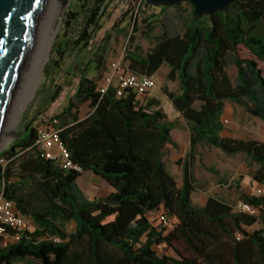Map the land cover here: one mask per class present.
<instances>
[{
  "label": "trees",
  "instance_id": "16d2710c",
  "mask_svg": "<svg viewBox=\"0 0 264 264\" xmlns=\"http://www.w3.org/2000/svg\"><path fill=\"white\" fill-rule=\"evenodd\" d=\"M110 1L80 0V9L69 10L72 52L92 46L104 28ZM183 4L162 6L147 16L138 14L154 5L147 0L139 4L125 66L129 73L154 77L168 65L169 79L180 81V95L163 90L190 126L192 149L179 162L182 185L165 161L178 120L170 119L158 96L132 89L119 95L115 84L102 92L89 76L94 63L89 61L80 71L74 100L60 119L52 118L63 122L53 124L80 170L44 155L33 121L26 123L30 133L24 147L13 146L6 164H0V194L35 225L19 232V240L0 245V264H264V194L242 196L259 209L257 215L237 211L214 195L202 206L193 200L198 189L193 158L203 143L251 157L257 165L254 180L264 187V142L223 135L229 101L264 122V71L259 64L264 61V0L239 1L203 18L196 17L194 6L188 10ZM139 32L154 40L152 47L138 44ZM242 45L254 57L240 56ZM98 64L100 60L94 68ZM233 66L238 69L235 82ZM62 92L56 90L52 101ZM77 102L90 103L92 110L84 119L74 112ZM88 170L114 191L87 195L79 179ZM161 209L177 219L167 234L149 217ZM72 223L75 228L69 231ZM155 245H167L176 254L161 255Z\"/></svg>",
  "mask_w": 264,
  "mask_h": 264
},
{
  "label": "rangeland",
  "instance_id": "374dc122",
  "mask_svg": "<svg viewBox=\"0 0 264 264\" xmlns=\"http://www.w3.org/2000/svg\"><path fill=\"white\" fill-rule=\"evenodd\" d=\"M68 1V0H66ZM65 1V2H66ZM143 0H111L109 3L108 14L103 20L104 28L96 36L92 46L84 52L74 53L73 35L70 27L66 24L69 10L71 8L80 9V0H69L63 11L62 21H57L58 30L51 34L54 38V43L50 56L44 63L38 80L34 89L28 95L25 101L15 103L13 108L17 109L18 119L12 124L11 133L7 140L0 147V164H6L9 151L13 146L23 148L22 141L26 139L30 133L26 129V123L33 121L34 126L38 129L52 126V118H58L64 109L74 100L75 94L78 90L80 82V71L85 67L89 61H99L100 68L96 70L93 66L89 70V76L97 79L99 88L105 85L106 78L112 72V64L121 61L124 66H127L126 53L131 45L129 33L132 31L135 24V16L138 11L137 8ZM184 7L191 10L192 4L184 2ZM161 6L144 7L145 13L139 12V16H147L149 14H157L161 11ZM125 28V31H120L115 26ZM138 44L145 49L152 47L154 40L146 38L142 32L137 33ZM239 54L243 58L254 57L249 49L245 46L239 47ZM260 67L264 71V61H259ZM170 68L164 65L157 74V86L148 94V96H158L162 99L164 108L171 120H178L179 126L184 127L190 131L189 123L182 116L174 114V104L164 92L165 84H168L170 89L176 93L182 91L180 81H172L168 74ZM238 69L236 66L231 67L230 74L233 80H236ZM119 78L115 75L114 84L117 85ZM62 88L63 92L57 101H52V96L56 90ZM22 94V93H21ZM20 95V93H19ZM18 95V98L20 96ZM226 104H233L237 108H242L246 116L238 115L235 119L241 126L239 135L256 137L264 139V132L260 118L248 114L243 107L236 103L227 102ZM18 105V106H17ZM74 112L78 114L80 119H84L91 112L89 102L79 103ZM16 107V108H15ZM17 111L15 113L17 114ZM68 119V118H67ZM71 119V118H69ZM63 122L60 120L58 125ZM177 145L169 144L166 149L165 161L169 170L182 185L183 167L178 163L179 158H185L187 155V147L181 145L182 141L174 139ZM198 157L193 161V168L196 178L198 180V189L193 195V200L196 205L202 206L207 201L210 195L218 198L227 197L231 199L230 204L236 206L242 201L240 194L242 192L253 194L258 188L259 184L254 180V175L257 170V165L253 160L245 155H230L222 149L214 147H200L198 149ZM241 182L242 189L236 187L237 183ZM223 183L225 185H223ZM79 184L85 193L93 196L98 193V196L104 194L108 196V191H114V188L102 177L97 176L94 171L88 170L83 173L79 179ZM262 187V186H261ZM100 193V195H99ZM164 209L149 214L150 219L154 224L167 234L171 231L177 223V219L169 216L168 223L161 220ZM27 222L32 225L31 229L35 227L34 223L26 218ZM257 224L250 228L251 231L259 228ZM75 223L68 224L69 231L74 230ZM13 242L11 238L4 237L0 241V245L6 246ZM176 246L181 250H186L182 242H177ZM155 249L161 254L175 255L176 252L167 245H155ZM23 264H36L33 261L25 262Z\"/></svg>",
  "mask_w": 264,
  "mask_h": 264
},
{
  "label": "water",
  "instance_id": "95a60500",
  "mask_svg": "<svg viewBox=\"0 0 264 264\" xmlns=\"http://www.w3.org/2000/svg\"><path fill=\"white\" fill-rule=\"evenodd\" d=\"M147 1L161 7L190 2L196 17L203 18L245 0ZM50 3L51 0H0V140L31 64Z\"/></svg>",
  "mask_w": 264,
  "mask_h": 264
},
{
  "label": "built area",
  "instance_id": "2783aa9c",
  "mask_svg": "<svg viewBox=\"0 0 264 264\" xmlns=\"http://www.w3.org/2000/svg\"><path fill=\"white\" fill-rule=\"evenodd\" d=\"M112 72L106 78L105 85L100 88L102 92H106L109 86L114 84L115 75L119 78L117 84L119 95H122L126 89H132L138 94H149L157 86L155 77L129 73L121 61L112 64ZM53 123H58V120H54L50 127L39 129L38 144L42 147L44 155L51 159L61 160L65 168L80 170V167L70 159V151L60 139L59 128ZM262 194H264L263 186L259 187L252 195L259 196ZM235 208L242 213L259 214L258 208L243 200ZM161 220L164 223L169 221L165 214H162ZM31 227L32 225L27 222L26 218L18 212L15 203L0 194V236L16 241L21 237L19 232L26 229L30 230ZM12 231H15V234H12Z\"/></svg>",
  "mask_w": 264,
  "mask_h": 264
},
{
  "label": "bare ground",
  "instance_id": "6f19581e",
  "mask_svg": "<svg viewBox=\"0 0 264 264\" xmlns=\"http://www.w3.org/2000/svg\"><path fill=\"white\" fill-rule=\"evenodd\" d=\"M65 1L66 0H51L50 7H49V10H48L35 52L33 55L31 64L29 66L24 83L20 90V95H19L20 98H17V103L19 104L21 103V101H25L28 95L34 89L35 84L38 80V77L41 73V70L44 66V63L47 60V58L50 56L53 43H54V38H55L51 34L53 33L54 29L55 31L58 30L57 21L59 20L62 21V18H63L62 13L64 11L66 4L69 2V0L66 2ZM15 111H17V109H14L11 113V116L5 128V131L0 140V147L5 142V140H7V138L9 137L11 133V129L13 127L12 124L18 119V116L20 114L18 113L19 110L17 111V114L15 113Z\"/></svg>",
  "mask_w": 264,
  "mask_h": 264
},
{
  "label": "crops",
  "instance_id": "0c3cea01",
  "mask_svg": "<svg viewBox=\"0 0 264 264\" xmlns=\"http://www.w3.org/2000/svg\"><path fill=\"white\" fill-rule=\"evenodd\" d=\"M154 77H157L158 78V75H155ZM234 82H235V80H233ZM164 87H167V88H169V90L170 91H172V92H174L175 94H177V95H180L181 93H182V91L180 92V93H176L175 91H173V90H171L170 89V87H169V85L168 84H165V86ZM169 97V96H168ZM171 100V99H170ZM172 101V100H171ZM230 102V101H229ZM172 103H173V101H172ZM230 103H233V102H230ZM174 104V103H173ZM175 106V105H174ZM174 111H175V113L174 114H177V115H180V116H182L181 115V113L176 109V107L174 108ZM244 110L242 109V108H237V107H235V106H233V104H226V106H225V110H224V114H223V122H224V124H225V131L223 132V135L224 136H226V137H232V138H237V139H258V140H261V141H263L264 142V139H260V138H256V137H248V136H241V135H239L238 133H239V131H240V129H241V126H242V124H244V123H240L239 121H236V117L238 116V115H242V116H246L247 114H245L244 112H243ZM259 121H261V123H262V129H263V132H264V122H263V120H259ZM173 139H178L179 141H182L181 142V145H183V146H186L187 147V155H186V157L185 158H179V160H178V163L181 161V160H186L187 158H188V156H189V154H190V152H191V149H192V139H191V133H189L188 132V130L186 129V128H184V127H180V126H177L174 130H173ZM171 145H177L176 144V142L174 141L173 143H171ZM204 146H206V147H208V146H210V145H208V144H206V143H203V144H201L199 147H198V149L200 148V147H204ZM210 147H214V146H210ZM214 148H218V147H214ZM218 149H221V148H218ZM223 150V149H222ZM224 151V150H223ZM226 152V151H225ZM227 153V152H226ZM228 154H230V153H228ZM198 150H197V152L195 153V155H194V158H193V161L194 160H196V157H198ZM230 155H235V154H230ZM238 155V154H237ZM251 158V157H250ZM252 159V158H251ZM254 162V161H253ZM173 174V173H172ZM97 176H99V175H97ZM174 176V175H173ZM101 177V176H100ZM175 177V176H174ZM103 178V177H102ZM176 178V177H175ZM177 180V179H176ZM178 181V180H177ZM182 181H183V176H182ZM257 182V181H256ZM260 184V183H259ZM223 185H225L224 183H223ZM262 185H259V187H261ZM236 187L237 188H239V189H242V184H241V182H238L237 183V185H236ZM113 191H108V195H110L111 193H112ZM105 194V193H104ZM104 194H102V195H100V193H99V195L100 196H104ZM244 194H246L245 192H242L241 194H240V197H241V199H242V196L244 195ZM248 194V193H247ZM100 196H98V193L97 194H95V195H93L91 198H95V197H100ZM211 196V195H210ZM210 196L208 197V199L210 198ZM208 199H207V201H208ZM222 200H224V201H226L227 203H229L230 204V202H231V199H228L227 197H222L221 198ZM207 201L205 202V204L207 203ZM204 204V205H205Z\"/></svg>",
  "mask_w": 264,
  "mask_h": 264
}]
</instances>
